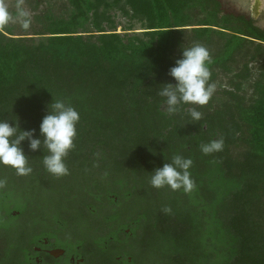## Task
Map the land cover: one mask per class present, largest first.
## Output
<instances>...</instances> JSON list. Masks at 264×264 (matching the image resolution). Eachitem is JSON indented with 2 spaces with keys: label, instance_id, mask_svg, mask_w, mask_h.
<instances>
[{
  "label": "trees",
  "instance_id": "16d2710c",
  "mask_svg": "<svg viewBox=\"0 0 264 264\" xmlns=\"http://www.w3.org/2000/svg\"><path fill=\"white\" fill-rule=\"evenodd\" d=\"M123 2L133 18L145 19L142 36L104 27L100 8ZM195 2L212 15L223 11L219 0H71L69 19H39L42 29L31 34L0 23V119L17 118L21 130L35 129L39 137L48 106L63 100L80 116L75 147L64 161L68 175L82 177L100 196L106 167L122 173L126 185L135 182L130 192L140 219L130 234L124 223L79 230L76 241L91 264H264V86L252 100L244 90L251 62L264 61V29L234 14L227 20L237 29L219 27L211 17L189 29L196 25L188 24L186 12ZM195 44L210 53L214 85L237 56H250L230 89L219 93L225 102L218 104L213 94L197 106L203 114L198 122L189 105L169 115L157 94L159 86L175 84L169 70L183 47ZM248 44L255 48L244 49ZM259 70L264 76V62ZM220 138L222 151L202 154L200 145ZM21 146L30 175L0 165V264H23L28 246L18 221L25 191L38 190L39 177L49 174L44 152L31 151L27 141ZM175 155L193 162L189 193L150 185L151 173ZM15 211L20 217L11 216Z\"/></svg>",
  "mask_w": 264,
  "mask_h": 264
},
{
  "label": "clouds",
  "instance_id": "9594fccd",
  "mask_svg": "<svg viewBox=\"0 0 264 264\" xmlns=\"http://www.w3.org/2000/svg\"><path fill=\"white\" fill-rule=\"evenodd\" d=\"M12 19L6 8L0 7V23H8ZM15 19L25 29L30 25V19L22 11ZM210 62L211 56L205 46L195 44L183 47L182 58L175 61V66L168 73L175 84L159 86L157 92L163 98L169 115L175 114L181 105H189L190 118L197 122L202 119L203 114L197 106L207 105L215 92V85L209 83ZM79 120L78 111L63 100H53L48 106V114L42 118L39 126V137H36L35 129L21 130L17 118L0 119V165L10 167L18 176L30 175L33 169L21 146L22 142L27 141L31 151L44 152L42 164L50 175L57 178L68 175L64 161L75 147ZM223 146V138L215 139L200 145V151L207 156L222 151ZM192 163L190 158L173 156L170 162L151 173L150 185L155 189L168 187L173 191L191 192L195 187L190 173ZM2 184L3 181H0Z\"/></svg>",
  "mask_w": 264,
  "mask_h": 264
},
{
  "label": "flooded vegetation",
  "instance_id": "af4514ba",
  "mask_svg": "<svg viewBox=\"0 0 264 264\" xmlns=\"http://www.w3.org/2000/svg\"><path fill=\"white\" fill-rule=\"evenodd\" d=\"M259 7L260 0H255L251 15L246 18L255 23ZM105 170L101 196L87 190L90 184L82 177L75 180L74 175L57 178L42 174L36 184L39 189L25 191L23 214L11 213L13 218L22 214L18 222L24 230L23 242L28 246L23 264H91L83 245L76 241L79 230L124 223L128 235L139 225L135 194L130 192L135 190L134 180L126 185L122 173L110 172L109 167Z\"/></svg>",
  "mask_w": 264,
  "mask_h": 264
},
{
  "label": "rangeland",
  "instance_id": "374dc122",
  "mask_svg": "<svg viewBox=\"0 0 264 264\" xmlns=\"http://www.w3.org/2000/svg\"><path fill=\"white\" fill-rule=\"evenodd\" d=\"M222 3L223 11L218 13H211L210 10L205 9L199 2L190 4L186 16L189 17L188 24L196 25L189 26L188 28H199L197 24H202L203 21L211 20L214 21L215 25L219 27H227L231 29L239 28L235 21L228 22L227 15L234 14L237 16L250 17V10L255 3V0H219ZM0 7L6 8L8 13L13 19L6 23L7 25L16 29L17 33H33L35 31H40L42 29L43 22L39 19H69L71 14L74 12V8L71 4V0H0ZM123 8L126 12L123 11ZM24 12L27 14L28 19H30V25L27 29L23 28L20 23L16 21V17L19 12ZM94 11H91L90 17L93 21ZM99 15L102 16L104 21V27L106 30H116L121 34L128 33L130 36L137 35L142 36L146 28V21L143 17L137 16L132 17V12L125 6V2L121 3L119 6L112 7L108 10H104L101 7L98 11ZM255 25L264 29V0H260L259 16L255 21ZM88 28L92 29L91 24ZM131 29L130 31H128ZM219 30V28H217ZM216 41H218V47L224 45V40L216 35ZM255 48V45L248 44L244 49ZM220 49H213V51H219ZM246 52L241 53L237 56V64H230L227 66L230 69L229 72L221 70V74L217 82L215 83V92L217 103L222 104L226 101V97L219 96V93L226 89H230V79L239 71L243 64L250 59L245 56ZM264 61L259 60L251 62L250 67L252 68L251 79L244 84L245 94L248 100L255 99V93L259 95L260 90L264 86V76H262V71L259 70L260 66ZM259 82V83H258ZM259 89V91H258ZM261 94V92H260ZM251 102V101H250Z\"/></svg>",
  "mask_w": 264,
  "mask_h": 264
}]
</instances>
